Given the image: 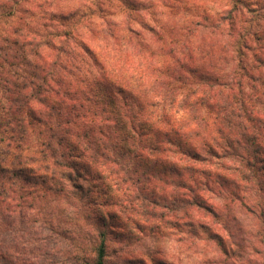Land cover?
<instances>
[{
	"label": "trees",
	"instance_id": "16d2710c",
	"mask_svg": "<svg viewBox=\"0 0 264 264\" xmlns=\"http://www.w3.org/2000/svg\"><path fill=\"white\" fill-rule=\"evenodd\" d=\"M17 4H20L17 0H0V7L7 9L2 10L0 17L12 14L13 9H8ZM260 5L229 0L228 10L222 16L208 18L211 25L207 31L213 36L209 39L212 42L208 50L197 48L198 53L202 55L206 51L204 57L209 59L214 57L215 48L221 46L222 51L217 48V54L223 58L217 60L224 67L231 63V72H224V76L207 73L191 80V76L183 75L187 66L181 65V58L175 65L179 69L163 66L155 70L149 85L154 93L149 95L146 89H140L138 78H134L137 74L144 75L142 65H131L132 69L129 66L130 71L125 73L121 61H116L112 67L117 73L115 70L109 73L111 67L108 71L100 66L104 101L96 108L91 107L93 103L83 104L79 100V92L70 80L76 69L70 57L78 49L76 29L68 26L50 34L18 24L7 35L0 36V216L10 220L19 211L38 210L41 189L53 195L88 200L87 194H83L91 177L88 162L94 161L100 167L101 160L115 159L122 161L118 164L127 171L130 168L124 163L130 157L128 146L138 137L140 143L147 139L148 144L142 153L135 154L136 159L149 160L152 156L158 163L162 161L158 168L143 162L147 168L141 171L142 177L153 184L154 190L157 180L175 186L180 193L174 197V204H180L177 210L185 216L191 211L203 218H206L204 213L219 217L216 206L210 204L205 193L210 191L212 183L226 186L222 182L226 177L220 179L224 177L220 172L228 173L226 181L238 182L234 184L236 189L241 184L248 187L256 183L264 191V182L260 180L261 174L264 178V0ZM199 39L200 45L205 41L208 44L207 39ZM194 49H184L188 59L194 60ZM80 50L94 66L99 65L90 50L81 46ZM171 53L179 54L176 50ZM190 63L188 71L198 72L199 66ZM110 76L125 80L126 84L122 87V83L116 84ZM174 82L183 88L198 85L197 92L179 97L180 90ZM116 94L122 100L116 99ZM121 101L127 105L126 111L112 112L110 105ZM177 103L186 108L188 118L175 121L164 113ZM147 107L153 113L157 109L164 113L153 126L149 125ZM209 118L214 124V130L207 134L214 138L210 143L204 133ZM120 119L125 122L122 124ZM169 153L178 162H184L180 169L164 164L170 163L166 159ZM134 184H139V199L145 203L144 208L160 203L150 202L147 194L141 196L153 189L139 182ZM242 205L251 212L260 211L264 217L263 203L250 206L247 199ZM50 230L54 232L56 228L50 225ZM262 239L264 254V236ZM92 249L95 254L91 264H106L109 246L104 232H99L98 243ZM88 250L77 253L76 260L88 264ZM219 264L230 263L223 260Z\"/></svg>",
	"mask_w": 264,
	"mask_h": 264
},
{
	"label": "rangeland",
	"instance_id": "374dc122",
	"mask_svg": "<svg viewBox=\"0 0 264 264\" xmlns=\"http://www.w3.org/2000/svg\"><path fill=\"white\" fill-rule=\"evenodd\" d=\"M17 1L20 4L8 9H13L12 14L0 17V36L7 35L18 24L50 34L59 33L68 26L76 29L75 46L79 50L70 56L76 64L72 75L74 78L70 80L73 88L79 92V100L83 104L93 103L92 108L104 101L100 66L108 71L111 67L109 73H112L116 61H121V70L125 73L130 71L129 66L132 69L131 65H142L144 75L138 77L137 74L134 78H138L141 82L139 85H142L140 89H146L149 95L154 93L149 85L155 70L163 66L179 69L175 65L181 58V65L187 66L183 75L191 76V80L196 79L195 76H207V73L224 76V72L232 71L231 63L224 67V63L217 60L223 58L222 54H217L218 49L222 51L221 46L215 48L214 57L209 59L204 57L206 51L201 55L197 49L208 50L212 42L209 39L213 38L207 31L211 25L208 18L222 16L228 10L229 0ZM247 2L261 6L263 0ZM4 9V6L0 7V14ZM199 37L207 39L208 44L205 41L200 45ZM80 46L90 50L99 65L94 66L91 59L82 54ZM188 47L196 48L192 53L194 60L184 54V49ZM174 50L179 54L171 53ZM48 52L54 54L52 50ZM190 61L199 66L198 72L192 74L188 71V66L192 64ZM249 63L250 66L251 60ZM110 78L116 84L122 83V87L126 84L125 80ZM166 78L170 80L168 75ZM206 80L203 82L206 83ZM174 83L180 90L179 97L197 92L198 85L183 88ZM115 97L121 99L118 94ZM109 108L119 114L126 111L127 105L121 101L112 103ZM146 111L151 117L149 125L152 126L164 113L175 121L188 118L185 114L187 110L181 103L164 113L158 109L153 113L149 107ZM120 120L122 124L125 122ZM212 120L208 119V130L203 129L206 136L210 130H214ZM208 138L209 143L214 139ZM140 139L136 138L128 146L133 158L129 152L130 157L124 163L130 168L127 171L118 164L122 161L115 159L101 160L100 167L94 161H87L91 177L83 193L87 194L86 204L76 197L53 195L41 189L37 197L38 210L19 211L12 215V220L0 216V264H83L85 261L76 260L77 253L79 255V252L87 249L86 263L91 264L95 254L92 248L98 243L100 231L108 239L106 264H219L223 260L230 264H264L261 244L264 217L260 211L251 212L242 205L247 203V199L250 206L264 204V191L261 192L256 183L248 187L241 184L236 189L238 182L226 181L228 173L220 172L224 176L220 179L226 177L222 181L226 186L212 183L210 191L205 193L210 204L216 206L219 217L204 213L206 218H203L191 211L185 216L177 210L180 204H174V197L180 193L175 186L157 180L154 190L153 184L150 185L146 177H142L141 171L147 168L143 162L158 168L162 161L159 158L158 163L157 158L152 156L149 160L146 157L136 159L135 154L142 153L148 144L147 139L141 140L142 143ZM166 159L170 162L164 163L167 167L173 164L180 169L184 164L171 153L167 154ZM260 176L263 183V175ZM123 178L127 181L122 182ZM137 182L153 189V192L147 190L141 196L149 195L150 202L159 200L157 206L144 208L145 203L139 199V184L133 185ZM50 225L56 228L54 232L50 230Z\"/></svg>",
	"mask_w": 264,
	"mask_h": 264
}]
</instances>
